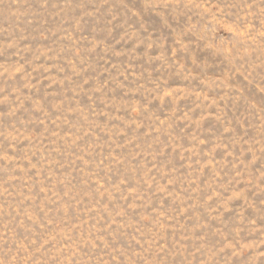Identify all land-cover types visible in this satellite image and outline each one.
I'll return each mask as SVG.
<instances>
[{"label": "rangeland", "instance_id": "rangeland-1", "mask_svg": "<svg viewBox=\"0 0 264 264\" xmlns=\"http://www.w3.org/2000/svg\"><path fill=\"white\" fill-rule=\"evenodd\" d=\"M0 264H264V0H0Z\"/></svg>", "mask_w": 264, "mask_h": 264}]
</instances>
